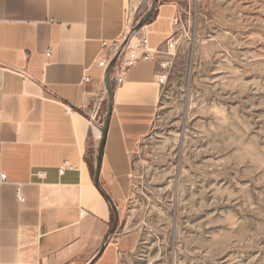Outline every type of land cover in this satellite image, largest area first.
Returning a JSON list of instances; mask_svg holds the SVG:
<instances>
[{
	"label": "crops",
	"instance_id": "0c3cea01",
	"mask_svg": "<svg viewBox=\"0 0 264 264\" xmlns=\"http://www.w3.org/2000/svg\"><path fill=\"white\" fill-rule=\"evenodd\" d=\"M136 1L0 0V264H118L113 211L96 186V108L108 96V68L97 63L129 34ZM176 14L160 3L140 29L151 49L167 44ZM157 70L140 62L120 85L112 71L100 186L118 211L154 122Z\"/></svg>",
	"mask_w": 264,
	"mask_h": 264
},
{
	"label": "rangeland",
	"instance_id": "374dc122",
	"mask_svg": "<svg viewBox=\"0 0 264 264\" xmlns=\"http://www.w3.org/2000/svg\"><path fill=\"white\" fill-rule=\"evenodd\" d=\"M160 3L177 7L174 47L155 60L168 80L111 236L118 264H264V0H137L130 31Z\"/></svg>",
	"mask_w": 264,
	"mask_h": 264
},
{
	"label": "built area",
	"instance_id": "2783aa9c",
	"mask_svg": "<svg viewBox=\"0 0 264 264\" xmlns=\"http://www.w3.org/2000/svg\"><path fill=\"white\" fill-rule=\"evenodd\" d=\"M134 38H135V40H133ZM123 41L122 42L115 41L113 43V47L118 51L120 49ZM167 44L170 48L174 47V45L171 43V38L169 39ZM162 48L163 47H160L157 49H151L149 47V44H148L147 34L143 33V32H138L137 35H135L131 39L130 44H129L124 56L117 62L116 66L114 68L115 71L120 73V75L115 78L116 83L119 85L123 84L126 80V73L131 68H133L137 64H139L140 62H154L156 60V58H158V56L161 54ZM117 51H116V53H117ZM51 55H52V50L49 49L46 52V56L50 57ZM112 59L102 57L101 59H99L97 64L99 67L107 69L109 67ZM162 67L164 68L163 65H162ZM156 78H157L156 83H157L158 87H162V86L166 85L167 80H168V75L162 69H159V70H157ZM89 81H90V79L88 77H84L81 84L88 83ZM99 109H100V103L97 105V108H96L97 113H98ZM67 168H72V167L70 165H68L67 163H65L61 168V173H63L65 171V169H67ZM5 178H6V176L3 174L1 176V179L4 180ZM18 196H19V199L23 201V198L20 196V193Z\"/></svg>",
	"mask_w": 264,
	"mask_h": 264
},
{
	"label": "water",
	"instance_id": "95a60500",
	"mask_svg": "<svg viewBox=\"0 0 264 264\" xmlns=\"http://www.w3.org/2000/svg\"><path fill=\"white\" fill-rule=\"evenodd\" d=\"M155 1L157 3L159 0H155ZM147 19H148V16L143 18L141 20V22L138 23V25L132 31L129 32V34L126 36V38L123 41L120 49L117 51L116 55L111 60L110 65L108 67L107 82H106L107 91H108V110H107V115H106L104 127L102 128V141H101L100 149L98 152V159H97V164H96V186H97L98 190L100 191V193L105 197L107 202L110 204L111 209L113 211V224H112V227H111V230L109 233L110 237L113 234H115V232L117 230V227H118L119 221H120V214H119V211H118L116 205L113 203V201L101 189L100 173H101V168H102V156H103V150H104V146H105L106 134H107V130L109 128V124L111 121V116H112V112H113V105H114V89L112 86L111 75H112V71L115 68L117 62L124 56L128 46L130 44L131 39L135 36V34H137L140 31L141 28H143L145 26Z\"/></svg>",
	"mask_w": 264,
	"mask_h": 264
},
{
	"label": "bare ground",
	"instance_id": "6f19581e",
	"mask_svg": "<svg viewBox=\"0 0 264 264\" xmlns=\"http://www.w3.org/2000/svg\"><path fill=\"white\" fill-rule=\"evenodd\" d=\"M133 40H135V38ZM100 132H101V135H102V131H98V133H100Z\"/></svg>",
	"mask_w": 264,
	"mask_h": 264
}]
</instances>
